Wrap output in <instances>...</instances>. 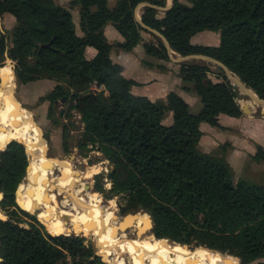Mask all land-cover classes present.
Listing matches in <instances>:
<instances>
[{"label": "trees", "instance_id": "16d2710c", "mask_svg": "<svg viewBox=\"0 0 264 264\" xmlns=\"http://www.w3.org/2000/svg\"><path fill=\"white\" fill-rule=\"evenodd\" d=\"M164 1L118 0L109 8L107 0H71L66 6L55 0H0V16L10 13L17 20L10 46L0 36V66L6 57L15 61L19 84L42 78L57 82L47 96V117L52 119L56 100L67 97L69 109L76 110L84 124L83 144H96L113 165L112 191L129 200L122 211L140 207L147 212L156 238L215 249L236 256L239 264H264V184L235 180L225 158L228 144L220 145L217 154L198 148L200 122L219 126V114H242L232 85L224 77L204 83L208 69L184 63L179 74L195 83L202 103L193 113L174 92L165 101L133 94L137 83L125 78L121 66L110 59L114 46L130 51L141 40L146 29L135 9L145 2L149 5L143 7L142 23L158 29L171 50L220 60L264 99V0H173L157 19L150 14L155 11L152 5L163 6ZM74 7L81 35L73 21ZM108 21L122 42L107 40ZM202 31H218L220 45H189ZM143 45L153 56L168 58L162 42ZM87 47L96 50L90 59ZM168 112L172 122L166 125L162 120ZM5 146L0 152V205L16 207L14 192L25 175L27 153L17 140ZM253 158L264 161V154ZM0 218V264H105L82 236L53 233L45 222L55 235L22 227L4 219L3 213Z\"/></svg>", "mask_w": 264, "mask_h": 264}, {"label": "bare ground", "instance_id": "6f19581e", "mask_svg": "<svg viewBox=\"0 0 264 264\" xmlns=\"http://www.w3.org/2000/svg\"><path fill=\"white\" fill-rule=\"evenodd\" d=\"M4 80L0 89V149L11 140H19L30 153L28 182L18 185L15 199L19 203V198L25 210L36 212L38 219L53 221L51 232L60 233L68 229L74 235L92 234L104 258H110L113 264H232L220 252L201 246L190 249L187 245L166 243L150 235L145 213L137 212L120 218L111 212V206H101V196L81 195L89 189L82 181L81 172L75 170L69 160L44 156L41 130L34 125L31 113L15 100L11 69L4 71ZM245 93L251 99L256 98L249 89H245ZM55 171L63 172V178L55 176ZM95 172L97 169L83 178L92 177ZM129 219L131 222L127 227L135 230V240L122 231ZM117 227L121 229L120 233L114 232Z\"/></svg>", "mask_w": 264, "mask_h": 264}, {"label": "rangeland", "instance_id": "374dc122", "mask_svg": "<svg viewBox=\"0 0 264 264\" xmlns=\"http://www.w3.org/2000/svg\"><path fill=\"white\" fill-rule=\"evenodd\" d=\"M182 2L186 3V0H182ZM142 3H145V2H142ZM142 3H139L138 5L140 6ZM172 4H173V0H165L163 6L152 5V7L155 8V11L150 13V14L154 15V17L157 19H161L164 15V11H165L164 8L166 6H172ZM138 5H137L138 8L136 7V9H135V16H136V19L138 21L142 22L141 21V14L143 13V7L144 6H141V8H139ZM138 9L141 10V12H139V15L136 14ZM14 18H15V16H14ZM15 22H16L15 23V26H16L17 25L16 18H15ZM14 27H13V29H14ZM13 29H12V31H13ZM154 31H158V29L151 28V30H149V29L145 30V32L147 34H149V36L153 37V40L159 46L161 44V42L163 43V41L161 38H159V36ZM212 34L214 36H216V39H217L216 43H209V42L200 40L201 42H199L200 44H198V45L199 46L200 45L201 46H208V47H212V48L218 47L220 45V41H221L220 33L218 31H216V32L212 31ZM6 39H7V37H6ZM12 39H13V35L11 33V44H12ZM7 44L9 46L11 45L8 43V41H7ZM189 45H191V43H189ZM198 55L199 56L200 55L207 56V55L199 54V53L198 54H192L191 53L188 55H183L181 53H178L176 51L171 50V48L168 50V60H169V57L172 60H175V62L174 61L172 62L173 63L172 65L180 68L179 72L181 71L182 65L184 63H189V62L196 63V64H199V65L206 67L208 69V72H207L206 78L204 79V83H207V80H210L211 82H214V83L221 82L223 80L222 77H224V79H226L232 85V87L234 85H238L237 88L236 89L233 88V90L236 91V102L239 104L240 107L244 103H249V107L251 109L253 108L252 110L255 112V114L257 116H261V115L264 116V111L261 112V110L264 109L263 106L260 103H258L256 100L251 99V97H249L245 93V89H249L252 93L255 94V96H257V97H259V96L251 88L247 87L245 85V83H243L241 81V79L235 73H233L230 69L229 70L231 72L225 71L224 68H222L221 66H219L218 64H216L212 61H208V60L203 59V58H198L197 57ZM193 56H195L197 58H193ZM207 57H209V56H207ZM210 58H212V57H210ZM213 59H215V58H213ZM216 60H218V59H216ZM218 61H220V60H218ZM15 63H16L15 61L6 57L5 61L0 66V76L2 78L1 85L3 87V85L5 83L4 71L7 69H11L12 74H13V79H14L13 84H12V89L14 91L15 100L18 101V103H20V105L23 109H25L31 113V117H32L34 125L41 130V135L43 134L42 138L44 140V149H43L44 156L46 158H54L55 157L59 160H63V159L69 160L72 163L73 168L75 170H78L79 172H81L80 176L82 177V181L84 180L86 182V185L89 186V189L86 190L85 192L81 193V195L87 194L89 196H97L98 198H100V196H101V198H100L102 200V201L100 200L101 206L103 208H105V207L107 208V207L111 206L110 209L114 215L121 218V217H125L126 216L125 214L130 213L132 211H135V210H132V211L128 210L126 212L122 211V209L127 206L129 200H128V197L124 193L116 194L114 191H112L113 181L110 177V172L113 169V165L111 162H109V160L106 159L105 155L101 151H99L96 144H91V143H86L85 145L83 144L82 132H83L84 124L80 120V114L78 112H76V110H74V109L73 110L69 109V104L68 103L66 104L67 97L57 99L53 105L54 114H53L52 119H49L47 117V110H48V106H49V100H48L47 96H49L50 92H52V90L56 86L57 82L55 80H52V79L42 78L39 80L29 82L27 84H19L16 81V73L14 70L15 69ZM179 75L181 76L182 80L184 81V83L186 85L184 87V89L187 92L192 93L196 97H198L194 92L195 83L192 81L185 80L182 74H179ZM233 78L237 79L238 82H240L241 85L244 86V88L239 86V84L237 82H235ZM93 88H95V87L93 86ZM174 93H176V92H174ZM198 99H199V97H198ZM165 100H166V98L164 100H158V101H165ZM199 101H200V99H199ZM200 104L201 105H200L199 109H197L198 108L197 105L196 106L193 105L192 108L189 105L190 111L193 113H197L202 107L201 101H200ZM53 118L56 119L57 122H55ZM171 122H172V112H168L166 114V116L164 117V119L162 120V123L169 125L168 123L171 124ZM32 129H33V127H32ZM6 144H4V145H6ZM47 146L49 148V154H48L49 157L45 154V150H46ZM5 147L6 146H4V148ZM219 147L217 149L211 151L210 153H212V154L219 153V151H220ZM4 148L2 147V150H4ZM225 158H226V151H225ZM27 160H28V164H29V168H28V171H29V169H30V156L28 154H27ZM95 165L97 166L96 167L97 172L93 173L91 175L92 177L89 176L88 178H83V176L86 175L87 173H89V172L91 173V172H94L96 170L95 168H93ZM27 173L28 172H25V175L22 177L19 184H21V183L26 184L28 182ZM237 174L240 175V174H244V173H242L241 171H238ZM63 175H64L63 172L55 171V176H57L58 178H63ZM246 175L253 177V175L251 173H247ZM235 180L238 181L237 179H235ZM97 184L101 187L100 190L96 189ZM0 195H1V193H0ZM0 199H1V197H0ZM59 199H61V196H59ZM16 207L13 205L6 206V207H3L0 205V214L3 213L5 215L6 218H4V219H11L12 221L16 220L22 227H27L33 231L35 230V228H38L41 232H47L50 234V232L47 230L44 222L47 223L49 225V227L51 228V224L53 221H51L49 218L38 219L36 212L31 213L30 211L24 210L20 206L24 212H27V214H23L21 212L22 209H20V208L17 209ZM136 211L141 212V213H145L148 215V217H150V215L147 212H144V210H142L140 207ZM0 219H2V218H0ZM123 226H124V228L122 229V231L123 230L126 231L125 227H127V226H125V224ZM118 230H120V232H121V229L118 227L116 229H114V232L118 233ZM151 230L148 229V233L150 235H153ZM62 232H64L63 234H66V233H69L70 231L68 229H63ZM125 233H126V235H128L130 237L131 240H135L137 238V234H135V230L131 229L130 227ZM57 234H59V233H57ZM69 234L71 235L72 233H69ZM74 234H72V235H74ZM76 235H78V234H76ZM76 235H74V236H76ZM79 236H82L84 238V242L86 244L91 243L93 245V248L95 250V254L97 256H100L101 260L105 264H113L111 262L110 258H104V256L102 255L103 253L100 252V246L97 243L95 236H93L92 234H88V235L79 234ZM161 239L166 243L176 242L174 240H168L167 237L161 238ZM183 245H185V244H183ZM187 245L189 246L190 249L198 247V246H195L194 244H187ZM201 247L205 248V249L207 248V247L202 246V245H201ZM207 249L214 251V252H220L218 250L211 249V248H207ZM220 253H222V255L224 254L223 256L226 257L229 261H232V264H239V259L236 256L229 255V254L223 253V252H220ZM145 264H149V263H145Z\"/></svg>", "mask_w": 264, "mask_h": 264}, {"label": "crops", "instance_id": "0c3cea01", "mask_svg": "<svg viewBox=\"0 0 264 264\" xmlns=\"http://www.w3.org/2000/svg\"><path fill=\"white\" fill-rule=\"evenodd\" d=\"M55 1L66 6L71 0ZM116 2L117 0H107L108 7H114ZM145 5L149 4L142 3L139 8ZM139 12H141L140 9L137 10L136 14L139 15ZM71 13L76 31L81 35L77 7H74ZM15 23L14 16L9 13L0 16V36L7 37L6 40L9 44H11V33ZM104 35L113 44L123 41V37L110 21L104 28ZM200 40L209 43H216L217 41L212 31H202L194 35L189 43L193 46L198 45ZM144 42L157 45L153 37L145 31H141V40L130 51H125L117 46H114L110 51L111 61L122 68L121 74L137 83L132 86L131 92L135 95L146 96L150 100H164L169 93L176 92L187 101L191 108L193 105H197V109H199L201 104L198 97L184 89L186 85L179 75L180 68L172 65L175 60L170 57L168 60V58L153 56L147 52L143 45ZM95 54L96 50L93 47L86 48L85 56L88 59L94 57ZM249 109V113L242 112L237 117L219 114V126L200 122L201 136L198 147L201 151L210 153L220 145L228 144L226 160L234 170L235 179L243 178L264 184V161H257L253 158L264 154V116H257L250 107ZM261 112L263 111L261 110ZM238 171L244 174L238 175ZM247 173H251L253 177L246 175Z\"/></svg>", "mask_w": 264, "mask_h": 264}, {"label": "water", "instance_id": "95a60500", "mask_svg": "<svg viewBox=\"0 0 264 264\" xmlns=\"http://www.w3.org/2000/svg\"><path fill=\"white\" fill-rule=\"evenodd\" d=\"M139 6V5H138ZM171 6H166L165 8H164V10H167V9H169ZM139 22V24L141 25V26H143V27H145L146 29H149V30H151V28L150 27H148V26H146V25H144L142 22H140V21H138ZM161 39H162V41H163V43H164V45H165V47L169 50L170 49V46H169V43H168V41H167V39L160 33V32H158V31H154ZM198 58H203V59H206V60H208V61H212V62H214V63H216V64H218L219 66H221L222 68H224V70L225 71H227V72H231L230 70H229V68L226 66V65H224L223 63H221L220 61H218V60H216V59H213V58H210V57H207V56H202V55H198L197 56ZM193 58H195V56H193ZM234 79V78H233ZM234 81L235 82H237L236 81V79H234ZM1 82H2V78L0 77V89L2 88V85H1ZM238 84H239V86H241L242 88H244V86H242L241 85V83L240 82H237ZM237 86L238 85H234L233 86V88L234 89H236L237 88ZM254 100H256L258 103H260L262 106H263V108H264V100L263 99H260L259 97H257L256 96V98L254 99ZM241 111L243 112V113H249L250 112V109H249V104L248 103H244V104H242V106H241ZM262 111H264V109L262 110ZM43 135V134H42ZM18 142H21V141H19V140H17ZM21 143H23V142H21ZM24 144V143H23ZM24 146H25V144H24ZM1 151H3V150H0V152ZM25 151H26V153L30 156V153L27 151V148H26V146H25ZM45 154L48 156V154H49V148H48V146H47V148H46V150H45ZM49 157V156H48ZM28 168H29V164L26 166V172L28 171ZM17 188L18 187H16V189H15V192H14V198H15V196H16V193H17ZM4 197V194H3V192H1V199ZM0 199V200H1ZM16 204H17V206L20 208V209H22L21 207H20V204L16 201ZM138 211H132V212H130V213H127V214H125V215H134V214H136ZM148 220H149V225H150V228H149V230H151L152 229V227H153V221H152V219L150 218V217H148ZM131 221H130V219L129 220H127L126 222H125V226H127L129 223H130ZM129 229V227H125V230L127 231ZM125 231V232H126ZM120 232V230H118V233ZM51 235H54V234H52V233H50ZM65 235H67V234H65ZM135 235V234H134ZM76 236H79V235H76ZM155 237V236H154ZM168 238V237H167ZM168 240H172V239H170V238H168ZM0 242H1V240H0ZM185 245H187V244H185ZM188 246V245H187ZM189 247V246H188ZM2 261V259L0 258V262Z\"/></svg>", "mask_w": 264, "mask_h": 264}]
</instances>
